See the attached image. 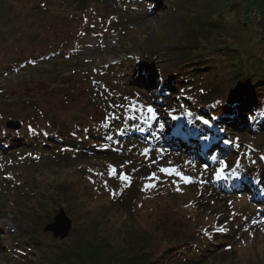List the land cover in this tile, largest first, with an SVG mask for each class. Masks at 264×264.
Returning <instances> with one entry per match:
<instances>
[{
    "label": "trees",
    "instance_id": "trees-1",
    "mask_svg": "<svg viewBox=\"0 0 264 264\" xmlns=\"http://www.w3.org/2000/svg\"><path fill=\"white\" fill-rule=\"evenodd\" d=\"M145 1L156 8L159 2L164 0ZM87 2V0H29L27 2L28 11L31 12L29 15L36 12V18L31 21L30 28L34 26L33 30H23L16 34L15 39L9 38V40L2 37L5 32L0 30V51L6 47L15 50L20 40L27 37L30 43L42 42L44 48L39 46V50L52 54L55 38L61 30L55 25L54 16L47 15L48 4L56 5L59 12H66L65 19L68 21L77 20L83 25L82 29L85 32L88 30L87 20L91 19V11L95 10ZM8 3L10 0H0V5ZM67 8L73 13H68ZM40 19L43 22H40ZM6 41L11 42V45ZM50 41L52 44H49ZM9 54L12 56L10 60L0 61V74L5 69L20 68L28 59L37 61L44 56H28L21 59L15 53L9 51L7 55ZM162 60L146 62L148 65L146 70L139 60L130 66L134 69L131 74H128V69L121 74L122 80H125V83H121L122 86L133 92L134 96L146 97L156 89L151 107L155 112V118L151 123L147 115L140 116L139 111L131 103L118 104L116 96L106 97V103L94 110L91 109L86 116L81 113L76 115L67 104L76 98L86 104V99L74 95L75 93L65 83L62 86L61 99H55L57 103L62 104L60 111L58 110L60 113L44 112L38 105L37 98L33 97L34 101H32V97L29 96L22 97L18 101L24 111L13 112V115L0 112V119L7 115L10 118L8 121H22L24 125L19 131H12L5 125H0V186H2L0 211L3 214H11L16 219L20 233L25 234L26 240L23 244L26 242L27 245L33 246L39 245L42 239L34 237L30 232H36L37 236L49 233L44 229L53 222V218L60 210L63 209L72 221V228L66 239H56L50 233L52 243L49 247H56L59 254L49 253L51 256L48 257L50 260L48 259L47 264L51 261L54 264H206L209 254L215 255V252L219 255L224 253L234 255L235 250L231 245L233 242L228 243V239H233L235 233L232 232V226L225 222L227 210L224 208L217 213V210L212 212L207 210L220 195L216 190L226 187L204 183L207 171L203 172L202 181L198 182L197 187L191 191L189 202V207L192 206L196 215L190 218L187 214L166 212L162 209L163 200L154 202L155 191L152 187H148L152 180H157V176L153 173L149 174L148 178L137 176L132 172L134 166L130 159H145L144 149L147 145L151 146L152 150L171 149L180 152V148L185 149L182 143L179 144L180 140L176 139L183 134L184 129L180 128V123H175L173 118H169L181 110L197 115L198 120L194 121L197 135H202L203 138L206 132L208 138L203 139L208 140V144L215 139H228L227 127L243 133L246 131L242 126L245 117L251 118L259 113L263 116L251 134H264V68L261 76L253 73L245 77L235 73L240 77L238 80L234 79L238 82L230 86L226 94L221 91L219 95L220 99L223 98V102L215 107L213 101L207 105L200 102L205 94L200 95L196 101L184 95L178 96L177 85L190 82V80H178L182 73L190 74L188 71H183L190 60H187L184 66L155 68L154 66L159 65ZM177 67L178 71H175ZM196 70L195 76H205L200 68ZM205 78L208 79L207 76ZM160 109H162L160 113L164 112L168 116L160 115L158 113ZM215 112L218 114L216 115ZM204 119L214 129L199 123ZM236 143L242 145L241 142L236 141ZM200 149L201 144L196 146L194 153L198 154L194 155L201 156ZM227 149L217 144L212 146L210 151L220 156L226 155ZM41 159H51L53 162L82 160L85 163L83 162L80 168L85 164L95 166L86 173L85 171L80 175L77 173L76 177L93 179L90 184L85 183L81 190L93 195L89 187L90 185L95 187L94 191L100 195L93 198L91 204L97 205L102 214L94 215V212L88 213L89 211H83L78 206L65 204V192L59 187V182L49 181L43 184L40 176L30 169L36 162L42 161ZM263 159V156H260L257 163L247 156L241 155L238 158V161L244 165L243 173L257 179V185L254 186L253 182L247 185L243 182H231L227 186L228 194L235 193L238 196L237 200L240 201L247 198L248 203L252 204L254 213L262 215L264 214ZM109 160L117 161L119 166L111 168V174H105L104 170L110 168ZM95 161H98L99 165H95ZM206 163L207 168L211 166L209 161ZM123 177L128 179L125 180ZM150 177L154 178L150 179ZM178 182L183 185L190 183H185L182 178ZM205 190L209 193H205ZM235 195L231 194L226 200H233L232 197ZM116 212H121L119 221L116 220L118 217H114ZM199 213L204 215L200 216ZM138 217L142 218V226L135 225ZM114 219L117 226L112 225ZM31 237L34 240L28 244ZM70 237L73 241L68 242ZM192 238L195 241H190ZM222 248L224 249L220 252Z\"/></svg>",
    "mask_w": 264,
    "mask_h": 264
},
{
    "label": "rangeland",
    "instance_id": "rangeland-1",
    "mask_svg": "<svg viewBox=\"0 0 264 264\" xmlns=\"http://www.w3.org/2000/svg\"><path fill=\"white\" fill-rule=\"evenodd\" d=\"M87 1L88 5L95 9H91L94 12L90 10L91 19L87 20V23L91 26V31L96 33L88 31L89 25L86 28L88 30L83 32V25H80L77 20L68 21L65 19L66 12H59L56 5L48 4L47 15L54 16L55 25L61 30L55 38L52 54L39 50V46L44 48L42 42L30 43L27 37L20 40L15 50L9 47L1 49L0 61L11 59V54L7 55L9 51L19 55L21 59L28 56H44L38 58L37 61L28 59L20 68L5 69L0 74V112L13 115V112L24 111L18 101L22 97L29 96L32 97V101H34L33 97L37 98L38 105L44 112L58 113L62 104L57 103L55 99H61L62 86L65 83L72 89L74 95L86 99V104L79 102L77 98L67 104V107L74 110L76 115L81 113L86 116L91 109L94 110L107 102L105 96H116L123 97L120 99L123 101L124 97H128L127 103L135 105L140 116L147 115L151 118L153 116L148 112L144 103L147 102L150 107H153L156 89L146 97H139L130 94L131 91L128 88L118 83L121 81L125 83V80H122V71L128 68V74H131L134 69L130 66L139 60L145 70L148 68L146 62H157L163 59L159 65L154 67L159 66L161 69H166L169 66L170 68L175 65L184 66V63L190 60L191 62L183 70L190 74L182 73L178 77L179 81L190 80V82L181 86L177 85L178 96L184 95L196 101L200 95L205 94L200 102L207 105L213 101L215 107L223 102V98L220 99L219 95L221 91L226 94L230 86L238 82L236 80L240 77L235 73H240L245 77L253 73L261 76L263 73L264 33L256 24L264 17V0H164L159 2L156 8L145 0ZM27 2L29 0H10L8 4L0 5V21H4L0 23V30L5 32L3 38L15 39L19 32L33 30L34 26L30 27L31 21L36 18V12L29 15L31 12L28 11ZM67 12L73 13L68 8ZM39 21L43 22L41 19ZM6 43L11 45V42L6 41ZM49 44L52 42L50 41ZM70 51L74 53L70 55ZM63 55L69 56L65 59ZM178 67L175 71H178ZM197 68H200L205 76H195L194 72ZM206 76L208 79L205 78ZM106 85L105 91L104 86ZM97 90L100 93L97 94ZM161 110L158 113L167 117L168 114L160 113ZM215 114L218 113L215 112ZM4 116L0 119V125H4L10 119L7 115ZM262 116L263 114L259 113L251 118L245 117L242 126L246 131L243 133L227 127V137L233 143L226 145L228 148L226 155L218 157L219 163H212L211 167L205 169L207 173L204 183L217 185L211 180V173L219 168V165H228L233 175L232 182H243L246 185L253 182L254 186L257 185V179L243 173L244 165L238 161V158L241 155L247 156L257 163H259L260 156L264 158V134L251 135L247 132L252 131ZM169 118H173L175 123L181 122L183 129L191 130L186 140L189 141V145L180 141L179 144L182 143L185 147V149L180 148V151L188 152L186 156L197 157L198 161L201 157L202 161L199 162L201 166L210 160L212 153L208 156L205 155L206 153L201 156L193 154L196 146L204 141L203 138H208L206 132L203 138L202 135L194 137L196 130L193 125L194 121L198 120L197 115L181 110ZM205 120H199V123L206 125L209 129H214L209 123L205 124ZM11 123L15 122L12 120ZM176 139L179 138L176 137ZM235 140L241 142L242 145H238ZM224 141L219 138L217 144L225 145ZM242 149L249 152L243 153ZM146 156L149 157L130 160L134 166L132 172L137 176L148 178L151 173L157 176V180L150 182L154 185L152 190L154 189V195H156L153 201L163 200L162 209L166 212L187 214L193 218L196 212L192 210V206L189 207L191 191L197 187L198 182L202 181L204 169L196 166V163L189 166L188 159L171 150L152 151ZM41 160L30 169L40 176L43 184L49 181L59 182V187L65 192V204L78 206L83 211H89L88 213L94 212V215L102 214L97 205L91 204L93 198L100 195L94 191L95 187L93 185L89 187L93 195L81 190L85 183L90 184L93 179L76 177L95 166L85 164L83 168H80L84 162L82 160L75 162L73 159L65 160V162H53L51 159ZM221 160L225 162L222 164ZM109 161L110 168H103L105 174H111V168L119 166L117 161ZM94 163L99 165L98 161ZM161 169H169L171 174L162 172ZM181 177L189 178L190 183L187 185L179 183L178 180ZM227 186L226 184L224 186L226 188L216 190L220 195L207 210L211 212L217 210L216 213L224 208L227 210L225 211L227 213L225 222L232 226L234 229L232 232L235 233V237L228 239V243L233 242L231 245L235 253L234 255L226 253L219 255L216 252L215 255L209 254L206 264H264V214L254 213L252 204L248 203L247 198L240 201L235 195L232 197L234 201L226 200L224 197L235 194L233 192L228 194ZM205 193L209 191L205 190ZM114 214V217H118L116 220L119 221L121 212ZM199 215L204 214L199 213ZM140 218L136 219L135 225L140 226L141 224L142 226L143 221ZM116 220L114 219L112 225H118ZM18 227L16 219L11 214H3L0 211V264H47L48 257L51 256L49 253L59 254L56 247H49L52 243L50 233L37 236L36 232L31 231L34 237L42 240L37 246L27 245L26 242L24 245L25 234L20 233ZM71 237L68 242L73 241ZM32 240H34L33 237L27 243L29 244ZM190 241H195V239L192 238ZM50 264L54 262L51 261Z\"/></svg>",
    "mask_w": 264,
    "mask_h": 264
},
{
    "label": "water",
    "instance_id": "water-1",
    "mask_svg": "<svg viewBox=\"0 0 264 264\" xmlns=\"http://www.w3.org/2000/svg\"><path fill=\"white\" fill-rule=\"evenodd\" d=\"M259 26L260 30L264 33V17L256 24ZM7 127L12 129H19L21 123H11L6 124ZM72 228V221L65 212L60 210L58 214L53 218V222L46 225L44 231L53 234V237L56 239L64 240L68 237L69 231Z\"/></svg>",
    "mask_w": 264,
    "mask_h": 264
},
{
    "label": "snow or ice",
    "instance_id": "snow-or-ice-1",
    "mask_svg": "<svg viewBox=\"0 0 264 264\" xmlns=\"http://www.w3.org/2000/svg\"><path fill=\"white\" fill-rule=\"evenodd\" d=\"M147 110H148V112L150 114H152L153 118H155V112H154L153 108L149 107ZM204 123L208 124L209 122L207 120H205ZM226 143H227V141H226ZM221 163L223 164V161H221ZM161 171L165 172V173H168V174H171V170H169V169H161ZM153 178L154 177H150V179H153ZM181 178L184 180L185 183L190 182L189 179L186 178V177H181ZM123 179L127 180L128 178L127 177H123ZM148 187H154V185L150 184V185H148Z\"/></svg>",
    "mask_w": 264,
    "mask_h": 264
}]
</instances>
